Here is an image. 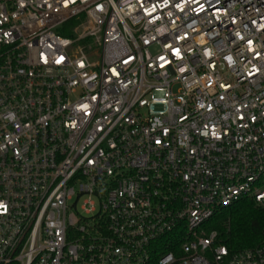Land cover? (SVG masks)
<instances>
[{"label": "built area", "instance_id": "obj_1", "mask_svg": "<svg viewBox=\"0 0 264 264\" xmlns=\"http://www.w3.org/2000/svg\"><path fill=\"white\" fill-rule=\"evenodd\" d=\"M262 178L264 0H0V264H264Z\"/></svg>", "mask_w": 264, "mask_h": 264}, {"label": "trees", "instance_id": "obj_2", "mask_svg": "<svg viewBox=\"0 0 264 264\" xmlns=\"http://www.w3.org/2000/svg\"><path fill=\"white\" fill-rule=\"evenodd\" d=\"M218 232V241L231 251L258 245L264 233V207L243 198L222 208L208 223Z\"/></svg>", "mask_w": 264, "mask_h": 264}, {"label": "rangeland", "instance_id": "obj_3", "mask_svg": "<svg viewBox=\"0 0 264 264\" xmlns=\"http://www.w3.org/2000/svg\"><path fill=\"white\" fill-rule=\"evenodd\" d=\"M257 186L260 189H264V178L261 179V181L259 183H257ZM80 205V203H78V206Z\"/></svg>", "mask_w": 264, "mask_h": 264}]
</instances>
